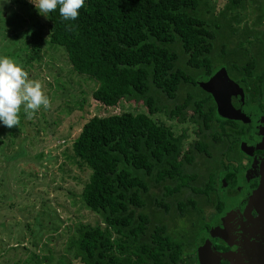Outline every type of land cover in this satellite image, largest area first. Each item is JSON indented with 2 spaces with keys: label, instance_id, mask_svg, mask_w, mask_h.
<instances>
[{
  "label": "trees",
  "instance_id": "obj_1",
  "mask_svg": "<svg viewBox=\"0 0 264 264\" xmlns=\"http://www.w3.org/2000/svg\"><path fill=\"white\" fill-rule=\"evenodd\" d=\"M242 12L252 15V26H240ZM263 24L264 0H226L217 13L212 0H85L75 21L63 20L58 9L45 17L34 33L36 51L46 31L48 43L64 48L72 70L96 82L92 97L100 106L126 100L147 108L93 115L72 141L71 158L89 172L80 200L99 217L73 229L65 248L73 259L187 263L200 226L209 224L206 209L220 207L217 186L214 173L199 183V175L187 171L204 142L183 149L186 132L176 134L154 115L184 121L191 110L193 122L208 126L213 99L195 78L219 64L213 50L227 56L216 46L219 38L222 47L264 44ZM186 189L193 195L180 198Z\"/></svg>",
  "mask_w": 264,
  "mask_h": 264
},
{
  "label": "rangeland",
  "instance_id": "obj_2",
  "mask_svg": "<svg viewBox=\"0 0 264 264\" xmlns=\"http://www.w3.org/2000/svg\"><path fill=\"white\" fill-rule=\"evenodd\" d=\"M212 1L216 13L226 3ZM242 14L240 26H252V15ZM44 22L45 16L29 0H0V57L11 58L31 79L41 81L52 102L50 109L41 108L31 120L21 112L19 126L8 128L0 122V264H82L66 253L67 240L78 223L93 224L99 217L80 200L89 172L71 158L72 141L93 115L147 113L144 104L134 101L100 106L92 97L96 82L72 70L64 48L48 43L46 31L36 51L34 33ZM154 118L176 134L186 132L183 149L195 141L193 122L171 119L163 112ZM198 161L187 171L206 176L207 168ZM198 179L200 183L205 177ZM188 195L193 193L186 189L180 198ZM174 223L175 219L169 221Z\"/></svg>",
  "mask_w": 264,
  "mask_h": 264
},
{
  "label": "flooded vegetation",
  "instance_id": "obj_3",
  "mask_svg": "<svg viewBox=\"0 0 264 264\" xmlns=\"http://www.w3.org/2000/svg\"><path fill=\"white\" fill-rule=\"evenodd\" d=\"M263 26L264 24L258 27L260 32L264 30ZM222 49L224 48H218ZM227 49V56H221L217 50L212 51V58L215 61L221 59L224 63H215V67L204 75L223 67L229 78L242 89L245 104L264 114V44L232 45ZM211 98L216 113L208 126L193 122L191 110H188L184 122H193L197 127L196 138L192 143L204 142V152L195 150L194 161L199 159L198 165L201 163L207 168L206 176L199 174V177L207 179L214 173L212 180L217 186L220 207L212 204L206 209L205 215L209 224L200 226L194 246L188 256L186 254V264H200L196 239L201 233L210 230L213 221L223 210L226 199L232 207L230 221L226 227L227 239L212 237V244L220 255L219 259L212 258L210 262L213 260L214 264H264V230L252 229L257 226L254 218L259 216V209L263 211L264 208V134L260 135L259 140L257 138L259 145L255 154L243 151L242 143L253 140V122L220 116L212 95ZM253 156H257L258 163L253 161ZM226 173L229 177L222 184V176Z\"/></svg>",
  "mask_w": 264,
  "mask_h": 264
},
{
  "label": "water",
  "instance_id": "obj_4",
  "mask_svg": "<svg viewBox=\"0 0 264 264\" xmlns=\"http://www.w3.org/2000/svg\"><path fill=\"white\" fill-rule=\"evenodd\" d=\"M196 85L212 95L220 116L253 122V140L246 143L243 142L242 149L248 154H255L259 145V143L257 145V138L259 140L260 135L264 134V114L245 104L242 89L229 78L223 67L217 68L209 75H199L196 78ZM253 161L258 163L257 156H253ZM228 177L227 173L222 176V184L227 181ZM231 212V203L226 199L223 210L213 221L210 230L206 233H201L197 237L196 246L200 264H214V258L219 259L220 254L212 244V237L217 236L223 240L227 239L228 229L226 227L230 221ZM254 222L257 223V226L252 229L256 230L258 228L264 230V208L263 211L259 209V216L254 218ZM262 238H264V233ZM212 258L211 263L210 260Z\"/></svg>",
  "mask_w": 264,
  "mask_h": 264
},
{
  "label": "clouds",
  "instance_id": "obj_5",
  "mask_svg": "<svg viewBox=\"0 0 264 264\" xmlns=\"http://www.w3.org/2000/svg\"><path fill=\"white\" fill-rule=\"evenodd\" d=\"M10 2V0H5ZM45 17L59 10L65 21L79 18L85 0H29ZM71 28V25H68ZM52 107L41 81L29 77L28 71L9 57H0V122L8 128L19 126L23 112L31 120L41 109Z\"/></svg>",
  "mask_w": 264,
  "mask_h": 264
}]
</instances>
